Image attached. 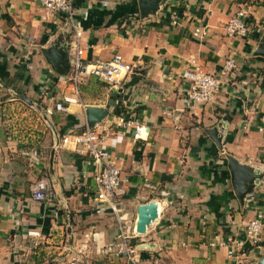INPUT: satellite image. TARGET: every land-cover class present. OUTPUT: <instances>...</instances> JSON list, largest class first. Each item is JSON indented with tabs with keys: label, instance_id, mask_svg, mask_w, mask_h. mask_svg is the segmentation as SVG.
Here are the masks:
<instances>
[{
	"label": "crops",
	"instance_id": "0c3cea01",
	"mask_svg": "<svg viewBox=\"0 0 264 264\" xmlns=\"http://www.w3.org/2000/svg\"><path fill=\"white\" fill-rule=\"evenodd\" d=\"M244 5L251 11L248 36H227L225 24ZM41 15L40 0H0V264L72 258L128 264L107 249L118 222L96 199L95 163L61 143L84 128L88 105L107 108L102 146L126 179L117 213L130 243L148 245L139 252L145 263L264 264V56L255 54L264 41V0H165L146 16L138 0H74L85 56L106 60L118 53L133 71L117 86L84 78L80 102L73 103L63 99L72 96L71 86L60 81L70 69L60 75L44 56L59 40L70 64L73 29L61 17ZM227 57L235 71L214 101H189L183 69L217 73ZM228 155L259 171L243 203L233 191ZM39 179L48 181L52 202L33 199ZM152 200L158 218L145 234H134L137 206ZM257 213L261 243L237 246V259L228 257L220 243L244 240L245 224Z\"/></svg>",
	"mask_w": 264,
	"mask_h": 264
},
{
	"label": "built area",
	"instance_id": "2783aa9c",
	"mask_svg": "<svg viewBox=\"0 0 264 264\" xmlns=\"http://www.w3.org/2000/svg\"><path fill=\"white\" fill-rule=\"evenodd\" d=\"M42 19L47 20L50 17H61L65 24H68L74 33V41L71 46L70 55V73L68 76H61L60 81L71 86L72 96H64L67 103L79 101V83L88 77L94 76L101 81L117 86L121 79L133 71V65L127 62L120 54H114L111 58L88 59L84 50L79 47L80 30L73 20L74 0H40ZM251 14L250 7L244 5L227 21L224 30L227 36L246 38L250 32L248 18ZM56 24V21L53 20ZM198 34V29L194 32ZM202 34H206L202 31ZM235 71V61L233 57H227L221 64L217 73H210L199 65L189 66L183 69L181 77L187 83V97L192 103H211L214 101L217 90L229 82L230 74ZM80 102V101H79ZM131 123V121H129ZM133 123V122H132ZM135 135H139L141 127L135 125ZM108 135V129L100 124L89 128L86 125L79 133L66 135L62 137V144L72 143L76 151L85 153L96 166L95 180L97 184L96 199L108 205L115 213L118 222V233L114 242L107 249L115 254L122 256L128 264H161L158 261L145 263L141 259L139 252L144 250L137 243H130V236L124 227L123 220L117 213V194L120 186L126 179L122 175V170L115 164V158L110 151L104 148L103 142ZM34 155L36 152L34 151ZM33 199L35 201L52 202L54 199L48 181L39 179L33 188ZM57 215V210H55ZM263 224L262 214L257 213L253 219L247 221L244 227V240L222 241L220 244L227 247V255L230 258L237 259V246L248 244L257 246L261 243ZM134 234L135 231H133ZM30 235H37L35 231H30ZM214 245V243H211ZM67 264H90L79 258H72ZM235 264L237 262L235 261Z\"/></svg>",
	"mask_w": 264,
	"mask_h": 264
},
{
	"label": "water",
	"instance_id": "95a60500",
	"mask_svg": "<svg viewBox=\"0 0 264 264\" xmlns=\"http://www.w3.org/2000/svg\"><path fill=\"white\" fill-rule=\"evenodd\" d=\"M165 0H138L139 9L142 16L148 14H155L158 6L164 4ZM256 55L264 56V41L259 45L255 51ZM44 56L52 69L60 74L65 75L70 69L68 62V46L61 43L59 40L54 41L53 45L44 51ZM15 97L23 100L25 103L33 106V101L25 94L17 93ZM86 123L89 128L94 127L96 124H100L105 118L108 111L103 106L88 105L84 109ZM216 129L208 131L209 136L217 140ZM57 143L59 138L57 137ZM56 143V144H57ZM219 143V142H218ZM228 169L231 175V183L233 191L237 199L243 203L244 198L250 194L251 189L259 180V171L248 165L240 163L233 156L228 155ZM69 212V211H68ZM158 218V204L152 200L147 203L139 204L137 206V217L135 221V233L143 235L146 233L149 226ZM71 222V216H69ZM70 230V226L68 231ZM147 244H139L140 248H147Z\"/></svg>",
	"mask_w": 264,
	"mask_h": 264
}]
</instances>
